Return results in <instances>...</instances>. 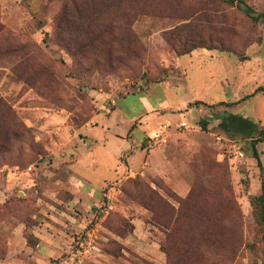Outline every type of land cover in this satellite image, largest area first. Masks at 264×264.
<instances>
[{
  "label": "rangeland",
  "instance_id": "obj_1",
  "mask_svg": "<svg viewBox=\"0 0 264 264\" xmlns=\"http://www.w3.org/2000/svg\"><path fill=\"white\" fill-rule=\"evenodd\" d=\"M227 113L264 129V0H0V264H264Z\"/></svg>",
  "mask_w": 264,
  "mask_h": 264
},
{
  "label": "trees",
  "instance_id": "obj_2",
  "mask_svg": "<svg viewBox=\"0 0 264 264\" xmlns=\"http://www.w3.org/2000/svg\"><path fill=\"white\" fill-rule=\"evenodd\" d=\"M226 1L229 4L233 5L236 0H226ZM131 24L132 21L130 25ZM185 27H189V24L176 26L173 29L166 32V40L168 44L171 47H173V49H175V51L180 55L188 54L199 47H204V43H203L204 40L202 39L203 37L199 35L197 29H193L181 35V32ZM197 102L198 101H196V103ZM220 125L225 130L241 132L251 137L254 148L258 141L264 140V129H258V126L255 122L247 120L245 117L238 115L236 113L225 114L223 117H221ZM259 135L260 137H258ZM255 154L256 157H258L256 148H255ZM252 202L255 205V207L259 210L260 219L264 223V179H262V192L259 195L254 196ZM177 220L178 218H175L173 221L171 220L168 223V225L172 223L176 225Z\"/></svg>",
  "mask_w": 264,
  "mask_h": 264
},
{
  "label": "crops",
  "instance_id": "obj_3",
  "mask_svg": "<svg viewBox=\"0 0 264 264\" xmlns=\"http://www.w3.org/2000/svg\"><path fill=\"white\" fill-rule=\"evenodd\" d=\"M188 55L193 56L194 53H192V54H188ZM179 85H180V84H179ZM201 85H203V82H200V84H199V88L202 87ZM175 87H180V86H175ZM176 95H177V94H176ZM203 98H204L203 95H200V96H196V97H195L194 94H192V95L189 96L188 98H184V99H182V98L176 96V103H175L176 107H175V108H177L178 111L186 110V107H187L188 102H193L194 100H195V102H196V101L201 102L200 100H202ZM190 111H191V110H189V111H185V112L187 113V112H190ZM179 114H181V113H179ZM183 116H185V115H183Z\"/></svg>",
  "mask_w": 264,
  "mask_h": 264
}]
</instances>
